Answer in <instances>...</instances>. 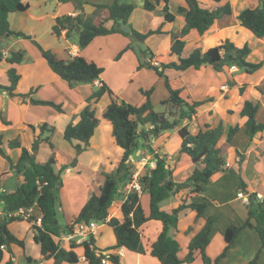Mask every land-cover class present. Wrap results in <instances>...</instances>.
<instances>
[{
  "label": "trees",
  "instance_id": "16d2710c",
  "mask_svg": "<svg viewBox=\"0 0 264 264\" xmlns=\"http://www.w3.org/2000/svg\"><path fill=\"white\" fill-rule=\"evenodd\" d=\"M57 1H71L80 10L75 15L66 13L57 15L51 26V32L57 37L63 31L67 39L76 37L75 40L80 49L87 47L95 37L115 32L131 35L138 41H144L152 34L163 32L161 25L175 19V15L168 8L169 0H143L142 8L148 11H154L157 6L162 5L160 12L163 20L156 28L141 32L132 27L129 22V17L134 9L132 2L110 0L108 3H93L95 9L92 13L86 14L83 11V4L87 0ZM185 2L187 7H178V11L183 13L184 24L179 32H172L170 35V54L178 56V60L160 62L156 65L152 63L153 53L147 49L148 51H145L143 55L145 60L138 66V68L143 66L150 68L158 76L164 77L163 81L168 91V97L162 103L167 105V110L157 112L153 109L148 97L151 89L143 92L147 96L146 100L140 105H135L124 100L118 101L113 91L105 82L100 80L98 87L85 98L87 103L79 112V120L76 123L69 122L64 127L63 138L73 144L77 154L83 151L99 124V118L95 115V108L92 107V103H96L104 93H107L110 101L104 107L102 117L111 123L114 141L123 149L115 170L103 173V181L98 192L89 195L72 222L96 221L97 223H106L112 228L115 236V244L106 249L115 250L124 247L130 251L144 253L145 248L141 241L140 227L148 220H159L162 228L156 239L150 244L149 250V253L157 258L158 264H181L182 262L192 264L195 260L196 251L201 256L202 264H219V260L224 256L228 246L246 226L255 229L260 245L264 248V197L259 199L257 194L249 193L250 202L246 204L247 217L245 221L240 225L230 224L226 227L224 232L226 245L214 259H211L205 252L213 226L212 216L204 215L207 206L205 198H192L189 202L181 200L171 211L160 208L159 204L163 199L182 189L188 188L193 194L201 192L203 189L202 184L208 181L213 174L222 171L225 163L224 149L223 146L219 145V141L224 134L222 122L219 121L215 125L205 124L196 133H190L187 126L182 125L181 122L191 120L196 114V107L202 104L203 100L191 99L186 93V86L181 82L178 84L175 82L176 80L170 79L164 73V70L173 68L183 71L190 67L199 68L202 65L209 64L217 71L223 70L224 67L229 68L231 65H236L238 69L252 73L261 67V62L247 61L246 56L249 47L247 45L237 47L228 39L209 47L205 51H202L200 47H195L187 56L181 57L184 48L183 37L191 29H195L199 34H202L216 19L231 13L229 2L215 8L201 7L199 0H185ZM28 7L29 0H0V38L2 36H14L29 40L46 61L51 71L70 87L80 83H93L99 79L103 68L94 61L87 60L80 54L69 56L66 59L60 58L52 50L44 48L31 35L23 31L13 30L10 27L9 14L26 10ZM101 12L104 13L102 18L100 17ZM237 18L241 25L249 29L256 37L264 36V0H258V5L254 8L248 7L241 10ZM108 20H112L111 27L105 25ZM124 24L129 26L131 34L122 30L121 26ZM23 53V49L9 50L5 56L0 44V62L4 60L9 64L5 71L8 84H0V87L6 90L9 95L20 96L23 99L29 97L33 103L48 104L61 112L63 110L61 103L34 100L32 98L34 89H30L25 93L15 91L20 79L15 64L21 61ZM147 57L149 60L146 59ZM235 84L233 80L228 81V85L231 87ZM244 87V85L240 86L239 91L242 92ZM258 108L259 103L257 101L245 99L239 111L240 116L246 117L243 127L244 133L249 137H252L258 131L264 130V123L256 119ZM0 119L7 123L1 116ZM139 123L141 124L140 128H138ZM176 127H178V134L181 137L178 154H185L189 157L190 162L193 164L191 173L183 181H174L172 179V169L166 161V155L154 153L155 166L150 168L146 165L138 177L141 193L148 195L147 211L145 212L141 205L139 193L136 190H129L120 206L122 219L109 216V209L118 196L120 186L126 185L131 180L134 165L129 156H138L139 158L140 155H136V152L144 147H148V150L152 151L149 146L150 140L158 137L162 132ZM46 130L49 135L41 137ZM238 130L239 125L237 124L228 128L226 133L227 143L231 142ZM53 131V126L43 123L40 126V134L31 143L30 150L21 145L18 137L8 140L7 145L10 148L21 147L20 156L15 163L11 161L9 156L4 154L2 148L3 135L0 133V155L8 160L9 166L14 172L20 173L23 177V181L13 191L2 190L1 179L3 173L0 171V203L3 205V216L0 218V261L5 250L11 253V244L24 246L23 239L16 237L9 230L8 225L10 223L23 220L22 217L14 215L12 212L19 207H28L34 204V212L28 221L31 222L33 217L38 214L41 215V225L37 226L31 223V229L33 231V241L39 244L40 254L44 259L51 258L53 264L75 263L79 258L75 249L80 246L87 264H102L101 257L104 255H96L89 246V243L94 245L92 235L80 245L72 244L66 247H59L54 238L59 232L70 227V224H60L57 218L58 192L62 185V179L60 171L54 170V154H51L44 162L35 160V153L41 141H46L50 148H54L50 140ZM73 141L76 142L73 143ZM245 186V183L241 180L239 187L245 191ZM186 208L194 210L196 219L202 217L204 221L200 229L190 237L184 257L179 258L180 243L169 235V229L177 225L179 213ZM191 228L189 227L186 232L189 233ZM1 245H3V248H1ZM107 256L110 263L121 264L118 254L109 253ZM25 258L27 261L32 260L30 256H25ZM251 263L258 264L255 258L251 260ZM3 264L14 263L9 257Z\"/></svg>",
  "mask_w": 264,
  "mask_h": 264
},
{
  "label": "crops",
  "instance_id": "0c3cea01",
  "mask_svg": "<svg viewBox=\"0 0 264 264\" xmlns=\"http://www.w3.org/2000/svg\"><path fill=\"white\" fill-rule=\"evenodd\" d=\"M30 1L31 0H29V7L26 10L15 12L24 13L29 10L31 6ZM46 1L52 2L53 0ZM55 1L56 7L51 15L50 30L54 18L57 15L65 13L75 15L80 10L77 9L71 1L60 2L54 0V2ZM123 1L132 2L134 4V9L129 17V22L132 27L135 22L133 21L134 12L137 9H140L143 15H141V19L148 20L149 22L148 28L144 29V31L150 28H156L162 23L163 18L160 12L162 5L157 6L154 11H148L141 8L143 0ZM172 1L173 0L168 1V8L173 13ZM108 2H110V0H87V2L83 4V11L89 14L95 9L93 3ZM225 2H229L231 13L216 19L202 34H199L195 29H191L188 34L183 37L184 48L181 52V57L187 56L195 47H200L202 51H205L209 47L215 46L223 40L228 39L237 47L247 45L249 47V52L246 56V60L250 62H261V67L252 73L244 72L242 69L231 70L228 67H224L223 70L217 71L209 64L202 65L199 68L190 67L183 71L173 68H166L164 70V73L170 79L176 80L175 82L178 84L181 82L186 86V93L191 99L203 100V103L196 107L195 116L191 120H183L181 122L182 125L187 126L190 133H196L205 124L215 125L219 121H221L224 126V134L219 141V145L223 146V156L225 162H228L229 165L223 167L222 171L213 174L208 181L204 182L201 192L193 194L188 188H185L170 194L159 204L161 209L171 211L181 200L189 202L192 198L199 197H203L207 200L204 215L212 216L213 226L205 252L211 259L216 258L226 245L224 240L226 227L230 224L240 225L246 219L247 206L236 195L238 190L241 189L239 187L240 181L242 180L246 185L245 192L255 193L264 197V130L258 131L252 137L247 136L244 133L243 127L246 117L240 116L239 114L245 99L257 101L259 103V108L256 113V118L264 123V36L256 37L249 29L241 25L237 18L241 10L248 7H256L258 5V0H199L200 6L204 8H215ZM175 4L177 8V13H173L175 19L172 22H165L161 25L163 32L152 34L148 37L150 38L157 35L160 38L158 49H154L151 46L149 47V50L153 53L152 63L156 65L160 62L178 60V56L170 54V35L172 32H179L182 28L184 16L183 13L178 11V7H187V3L185 0H176ZM10 15L11 13L9 14V20ZM36 17L42 18L41 16ZM100 17H104L103 12H101ZM105 25L111 27L112 20L106 21ZM120 35L122 34L115 32L103 36L107 38L124 37ZM103 36L95 37L87 47L80 49L76 42L64 36L63 31L60 36H56L58 38L56 41H59V39L64 41L57 43L65 53L63 55H59L57 52L55 53L58 54V57L66 59L71 56L69 55V48L74 46L77 50L76 54H80L89 60L85 55V50L90 45L95 44V41ZM73 38L75 39V37ZM22 39L23 38L19 37L17 39L14 36H2L0 38L2 52L5 56L8 54L9 50H24L21 61L15 64L16 70L20 74V79L16 85L15 91L25 93L30 89H34L32 94L34 100L61 103L63 110L59 112L51 105L33 103L30 101L29 97L23 99L20 96L9 95L6 90L0 87V116L7 121V123H4L3 120L0 119V133L3 135L2 148L4 154L9 156L13 163L18 160L21 147L10 148L7 145L8 140L18 137L21 145L30 150L31 143L40 134V126L43 123L53 126L54 131H58L59 134H62L67 123H76L79 120V112L87 103L85 98L92 92V88L90 87H98L100 80L104 82L101 74L100 78L93 83H80L70 87L64 80L51 71L46 61L41 56L37 58L35 56V58L29 56L27 50L23 46L25 41ZM187 42L192 43L189 49L187 47ZM50 46L51 45L46 44L43 47L49 49ZM146 59L149 60L148 57ZM8 67L9 64L4 60L0 62V84L2 85L8 84L5 73ZM229 80L235 81L236 84L233 87L229 86ZM222 85L225 86L224 89H220ZM242 85L245 87L243 91L240 92L239 87ZM109 101V95L107 97V93H104L96 103H92V107L95 108V115L99 118V124L95 128L93 135L90 137L83 151L77 154L73 144L69 142H66L67 144L65 146L58 144L54 146V148H50L46 141H41L35 153V160L38 162L46 161L51 154L55 156L54 170L60 171L62 179V185L59 189L61 197H59L57 210H61L63 218L65 219V224H70L72 222L73 218L77 215L91 193L98 192L99 186L103 181V173L113 172L115 170L118 156L123 152V149L114 141L111 123L102 117L103 109ZM236 124L239 125V130L233 136L231 142L227 143V130L230 126ZM104 133L109 134L107 141L111 144V150L113 149L115 151V156H113L110 149L105 147V140L103 139ZM52 134L53 132L50 135V140H52ZM46 135H49L47 130L42 133L41 137H45ZM75 142L76 141H73V143ZM180 144L181 137L178 134V127H176L172 130L162 132L156 138H152L149 142L152 151L148 150V147H144L136 153H139V158L145 157L148 160L153 157L154 153L166 155V161L172 169V179L174 181H183L191 173L193 164L190 162L187 155L178 154ZM138 159L133 156L130 158V160L133 163L136 162V164L140 160ZM1 160H4L6 163L3 167L1 165ZM0 171L3 173L1 179L2 190L13 191L23 181L22 175L15 172L17 175L21 176L20 180L17 179V185L12 188L4 185L3 180L9 177L14 170L9 166L8 160L1 155ZM126 193L127 189L125 185H121L118 192L119 195L111 204L112 211L109 209V216L122 219L120 206ZM139 195L141 205L146 212L148 209V195L146 193H140ZM2 216L3 205L0 203V218ZM203 221L204 219L202 217L196 219V212L190 208H186L179 213L177 225L169 229V235L177 239L180 243V251L178 252L179 258H183L186 254L190 237L200 229ZM17 226L20 228L19 232L15 231V227ZM8 227L16 237L23 239L24 246L21 247L17 244H11V253L5 250L0 264H3L9 257H11L14 264L19 263L14 257V246L16 245L22 248L21 260L24 261L25 264H53L51 258L44 259L41 256L39 244L33 241V231L31 229V223L28 220L23 219L21 221H15L10 223ZM189 227L192 228L188 233L186 230ZM161 228L162 224L159 220L151 219L143 223L140 227V234L145 252L138 253L120 247L123 253L119 255V262L121 264H158L157 258L152 256L149 250L150 244L156 239ZM106 231L110 235L109 240L104 241L103 233ZM28 235L35 252H26ZM93 237V246L98 249L112 250L106 248L115 244L113 230L106 223H97ZM181 241H183V244ZM75 251L79 255L77 262H62L61 264H87L83 256L82 248L79 246ZM25 256H30L32 260L27 261ZM254 258L258 264H264V248L260 245V240L255 229L246 226L228 246L224 256L219 260V264H252L251 260ZM108 264L112 263L109 262ZM192 264H202L201 256L198 251L195 252V260Z\"/></svg>",
  "mask_w": 264,
  "mask_h": 264
},
{
  "label": "rangeland",
  "instance_id": "374dc122",
  "mask_svg": "<svg viewBox=\"0 0 264 264\" xmlns=\"http://www.w3.org/2000/svg\"><path fill=\"white\" fill-rule=\"evenodd\" d=\"M30 2L31 6L26 12L11 13L9 20L10 27L12 29L21 30L27 34H30L31 36L35 37L42 46H45L46 44L51 45L49 49H51L53 52H57L59 55H63L65 51L59 47V44L57 42L64 41L60 39L59 41H56L58 40V38L56 37V35L51 33L50 30L51 15L56 7V1L54 2L53 0L51 2L46 0H31ZM175 3L176 0H173L171 2V5L174 9L173 13H177ZM141 15L142 13L140 9H137L134 12L133 21L135 22L133 27H135V29H137L138 31H144V29H147L149 25L148 20L141 19L143 16ZM36 16H41L42 18H37ZM129 34L131 33L129 32ZM122 35L124 37H100V39L95 41V44L90 45L85 50L86 57L89 60L91 59L95 61V63H97L103 68L102 78L104 79V82L107 84V86L112 91L114 90L113 92L115 95H117L118 101L124 100L135 105H140L146 100L147 97L146 94L143 92L151 89V92L149 93L148 97L153 106V109L157 112L166 111L167 105H164V103H162V101L167 99L168 97V91L164 86V77L158 76L154 72V70L145 66L138 68L139 64H142L145 60L143 55L145 51H148L147 49H149L150 46L154 49H158L157 47L160 44V38L157 35H154L150 38L147 37L144 41H138L131 35ZM16 38L18 39V37ZM22 40L25 41L23 43V46L27 50V54L29 56H35L36 58L38 56L40 57L38 50L29 40ZM72 40L76 42L74 38ZM191 44V42H187L188 49L191 47ZM90 88H92V91H94L97 87L92 86ZM108 135V133H104L103 135V139L105 140V147L107 149H110L113 156H115V151L113 149L111 150V144L107 141ZM51 139V142L54 146H57L58 144L65 146L67 144V141L63 138V135L59 134L58 131H53ZM134 158H138V156H134ZM5 164V161L1 160L2 167L5 166ZM133 165L134 171L136 170V162H134ZM143 170L144 168L140 170V173ZM17 179L20 180L21 176L17 175L15 172H12L9 177L3 180L4 185L6 187L12 188L17 185ZM58 197H61V193L59 192ZM110 211H112V207H110ZM57 218L60 224H65V219L63 218L60 209L57 210ZM15 231L19 232L20 228L18 226L15 227ZM109 235L110 234L107 231L104 232L103 240H109ZM27 240L28 246L26 252H35L34 247L30 243L29 235L27 236ZM181 242L183 244V241ZM14 249V257L19 262L18 264H25V262L21 260L22 248L16 245L14 246Z\"/></svg>",
  "mask_w": 264,
  "mask_h": 264
},
{
  "label": "built area",
  "instance_id": "2783aa9c",
  "mask_svg": "<svg viewBox=\"0 0 264 264\" xmlns=\"http://www.w3.org/2000/svg\"><path fill=\"white\" fill-rule=\"evenodd\" d=\"M76 48L70 47L69 48V55L74 56L76 55ZM231 70H237L238 67L236 65H231L229 67ZM224 85L221 86V89H224ZM148 165L150 168L155 166V159L152 157L151 159H147L145 157H141L140 160L137 162L136 165V170L132 172V177L131 180L125 185L127 192L129 190H136L139 194L141 193V187L138 182V177L140 175V170L145 168V166ZM229 165L228 162H225L223 167H227ZM237 197L242 200L243 203L249 204L250 198H249V193L243 191L242 189H239L237 192ZM257 198L262 199L263 196L257 195ZM33 208L34 204L28 207H19L16 209L12 214L17 215L22 217L23 219L28 220L30 216L33 213ZM37 226L41 225V215L38 214L35 217L31 219V222ZM97 227V222L96 221H89V222H84V221H73L70 223V227L65 230L59 232L57 235L54 236L55 240L58 243L59 247H66L72 244L75 245H80L82 244L85 240H88V238L95 232V229ZM90 248H92L95 252L96 255H104L101 257V263L102 264H108L109 259H108V254L109 253H116L118 255H121L123 251L121 248H117L116 250H102L98 249L95 246H93L92 243H89ZM1 248H3V245H1ZM181 264H188L187 262H182Z\"/></svg>",
  "mask_w": 264,
  "mask_h": 264
},
{
  "label": "water",
  "instance_id": "95a60500",
  "mask_svg": "<svg viewBox=\"0 0 264 264\" xmlns=\"http://www.w3.org/2000/svg\"><path fill=\"white\" fill-rule=\"evenodd\" d=\"M122 30L129 31L131 33V31L129 30V26L127 24L122 25ZM140 127H141V124L139 123L138 128H140ZM138 154L139 153H136V155H138ZM131 157H132V155L129 156V158H131ZM2 222L4 223V221H2Z\"/></svg>",
  "mask_w": 264,
  "mask_h": 264
}]
</instances>
